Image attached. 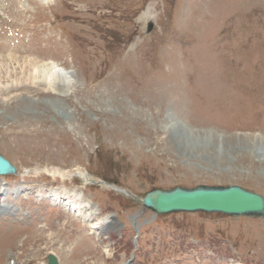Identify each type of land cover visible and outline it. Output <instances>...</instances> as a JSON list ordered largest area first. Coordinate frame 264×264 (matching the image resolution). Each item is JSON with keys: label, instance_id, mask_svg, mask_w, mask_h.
<instances>
[{"label": "rangeland", "instance_id": "rangeland-1", "mask_svg": "<svg viewBox=\"0 0 264 264\" xmlns=\"http://www.w3.org/2000/svg\"><path fill=\"white\" fill-rule=\"evenodd\" d=\"M9 52L54 61L73 84L66 96L0 89V153L18 167L0 178V264L50 252L59 264H264V217L158 214L120 190L264 196V0H0ZM0 74L10 90L16 77ZM62 185L86 218L110 216L99 235L51 204Z\"/></svg>", "mask_w": 264, "mask_h": 264}, {"label": "water", "instance_id": "water-1", "mask_svg": "<svg viewBox=\"0 0 264 264\" xmlns=\"http://www.w3.org/2000/svg\"><path fill=\"white\" fill-rule=\"evenodd\" d=\"M152 28L153 26L149 30ZM15 172L16 168L10 160L0 154V174ZM134 198L144 207L159 214L218 212L236 216L264 217V196L239 185L156 188L147 192L142 198L136 196ZM48 259L49 264H59L53 253L48 255Z\"/></svg>", "mask_w": 264, "mask_h": 264}, {"label": "bare ground", "instance_id": "bare-ground-1", "mask_svg": "<svg viewBox=\"0 0 264 264\" xmlns=\"http://www.w3.org/2000/svg\"><path fill=\"white\" fill-rule=\"evenodd\" d=\"M39 1L41 3H44V4L47 3V0H39ZM144 15H145V13H143V17H145ZM2 70H4L5 75H7L9 77H13V75H14L16 77V78H13V82L11 83L12 86L10 85L11 86L10 90H9L8 85H6V86L1 85L0 86V89L2 88V94L6 93V97H8V95H11V92L16 93L17 90L18 91L21 90L19 88H22V87H25L24 90L34 89L36 87L35 89L40 90V91L50 92V93H53L55 95L63 94L64 96H66V95H69V91H70L69 89H71V87H72V86L70 87V85L73 84V77L71 75L69 76V72H67L65 69L60 67L56 62L46 61V60L44 61V60H40L36 57L34 58L31 56H19L13 52H11V53L9 52L8 54L3 55V56L0 55V72ZM2 76L3 75L0 74V78ZM3 89L5 90V92ZM56 104H58V101L56 102ZM47 168L39 170L38 172L39 173H41L43 171L48 172L50 174V176H52L53 178H56V176H58V178L62 182H65L68 176H72V174L76 173L77 171L81 175L80 176L77 174V176L81 177L85 184H88V182H89L88 179H90V180L93 179V177L90 173H88V174L84 173L86 170L84 171L83 169H85V168L81 169V168L77 167V169H75V172L74 171L67 172V171L62 170V169L61 170L56 169V167L52 168V169H50V168L47 169ZM8 175H14V174L0 175V178H6ZM74 190L75 189H68L67 190V189H65L64 185H62L60 190H56L54 192L53 200H55L57 203H60L59 208H63V210L64 209L66 210L67 208L70 209V208H72V204H76L78 202L76 197H74L72 201H70V199H69V201L67 203H65L64 200H62L64 197H65V199L70 198L69 195L71 193H73ZM83 203L84 202L80 203V207H82ZM3 209H4V205L0 204V214L2 213ZM80 211H81V209L76 207V212L74 214L75 215L78 214L79 216H81L83 221L90 223V230L96 229V230H91L92 233L97 232V228H101L102 223H104V221L106 219L108 220V218L110 217L109 216L106 219L103 218L100 221L94 222V221L90 220L89 218H86L85 214H82V212L80 213ZM137 228H139V227H137ZM97 235H99V233ZM9 259H15L14 264H17L14 254H11L9 256Z\"/></svg>", "mask_w": 264, "mask_h": 264}]
</instances>
